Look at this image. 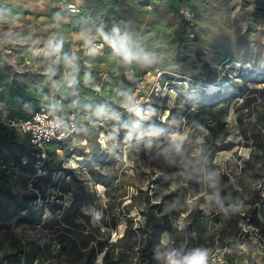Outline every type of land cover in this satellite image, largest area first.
<instances>
[{
  "label": "rangeland",
  "instance_id": "1",
  "mask_svg": "<svg viewBox=\"0 0 264 264\" xmlns=\"http://www.w3.org/2000/svg\"><path fill=\"white\" fill-rule=\"evenodd\" d=\"M41 105L92 118L40 201L0 169V264H264V0H0V157Z\"/></svg>",
  "mask_w": 264,
  "mask_h": 264
},
{
  "label": "built area",
  "instance_id": "2",
  "mask_svg": "<svg viewBox=\"0 0 264 264\" xmlns=\"http://www.w3.org/2000/svg\"><path fill=\"white\" fill-rule=\"evenodd\" d=\"M72 9L76 10L75 4ZM91 118V113L64 112L56 106L41 105L27 115L11 119L9 125L26 137L29 149L19 156L0 157V169L19 172L29 169L25 178L27 187L33 195V201H40L42 196L39 185L51 178L49 162L52 155L65 148L72 150V141L81 132L88 130Z\"/></svg>",
  "mask_w": 264,
  "mask_h": 264
},
{
  "label": "clouds",
  "instance_id": "3",
  "mask_svg": "<svg viewBox=\"0 0 264 264\" xmlns=\"http://www.w3.org/2000/svg\"><path fill=\"white\" fill-rule=\"evenodd\" d=\"M115 33V30H114ZM104 41L112 49V55L118 58L124 64H132L138 59L135 44L127 35L119 36L114 34L109 36L101 31ZM103 45H92L89 43L87 54L90 56L98 55ZM71 58H69L70 60ZM69 67H72L69 64ZM166 245V250L163 253L164 264H208V251L204 249H189L184 247H173L170 245L167 236L162 241Z\"/></svg>",
  "mask_w": 264,
  "mask_h": 264
},
{
  "label": "trees",
  "instance_id": "4",
  "mask_svg": "<svg viewBox=\"0 0 264 264\" xmlns=\"http://www.w3.org/2000/svg\"><path fill=\"white\" fill-rule=\"evenodd\" d=\"M32 110H33V109H32ZM30 111H31V110H30ZM30 111H29V112H30ZM29 112H28V113H29ZM28 113H25L24 115H27ZM171 113H172V112H171ZM24 115H23V116H24ZM170 116H171V114H170ZM166 125H168V124L166 123ZM171 129H173V128H171ZM24 137H25V136H24ZM25 139H26V137H25ZM26 140H27V139H26ZM23 153H24V152H23ZM21 154H22V153H21ZM88 166H89V163H88ZM70 171H71V170H68V171H67V172H68V176H71V172H70ZM29 214L33 215L34 212L29 211ZM25 218L27 219V216H26V217H23V218L21 217V218H20V221H22V220L25 221ZM29 221H30V223H32L33 219H31V220H29ZM163 230H164L163 228L159 229V231H161V232H162Z\"/></svg>",
  "mask_w": 264,
  "mask_h": 264
}]
</instances>
